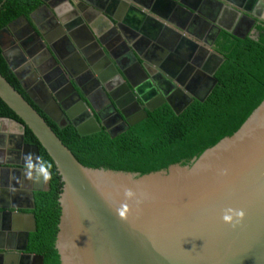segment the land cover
I'll return each mask as SVG.
<instances>
[{"label":"water","instance_id":"obj_1","mask_svg":"<svg viewBox=\"0 0 264 264\" xmlns=\"http://www.w3.org/2000/svg\"><path fill=\"white\" fill-rule=\"evenodd\" d=\"M41 1L60 21L59 36L69 43V56L65 60L59 58L54 44L59 36L51 39L37 33L39 42L57 63L63 65L69 75V84L72 86L73 76L68 63L90 69L94 75L97 73L94 61L89 58L91 49H96L131 96L144 102L155 96L157 103L148 108L150 112L167 103L180 114L174 106L175 97L170 98L161 92L160 76L177 86L187 105L193 98L205 101L217 83L214 76L224 62V58L213 50L220 31H228L239 38L250 35V29L241 35L205 14L206 5H210V9L215 3L223 8L226 6L219 0H197L193 7L181 1L180 6L188 18L195 16L207 23L202 31L207 37L200 38L202 45L186 35L190 34L189 31L180 28L169 38L168 49H161L153 43L155 35H164L166 28L152 13L160 15L155 11H141L142 6L136 9L125 0H109L108 3L102 0V6L94 0H79L80 4L63 0L68 9V13H64L60 0ZM130 1L142 4L140 0ZM225 1L230 5L229 0ZM243 1L246 0L230 7L227 5V8L253 27L256 21L250 16V9L238 8ZM250 1L258 3V0ZM171 2L178 4L177 0ZM133 10L140 13L137 17H145L144 22L128 15ZM91 11L97 12L98 17H91ZM20 18L34 31L24 16ZM15 22L1 31L11 33ZM125 22L133 33L131 38L124 36L122 24ZM109 25L117 32L118 42L122 43L123 49L118 56L113 53L116 44L111 42L108 46L106 43L110 36L100 34L101 27ZM96 26L100 28L99 32ZM80 28L87 31L89 40H77L78 34L84 39ZM158 43L163 42L159 39ZM0 47L5 52L1 41ZM202 52L206 57H202V64L196 65L194 58ZM152 53L156 63L149 59ZM3 54L22 89L36 107L51 118L31 95L32 84L23 82L18 68ZM143 63L149 64L156 72L145 68ZM208 65L213 67L208 70ZM196 67L206 73L202 70L195 73ZM126 68L138 71L142 78L136 80L135 76L124 72ZM31 70L35 80L47 83L43 71L35 66ZM98 83L107 90L102 78H98ZM189 84L203 87L204 93L196 95L188 88ZM46 86L54 101H58L54 90ZM0 99L20 118L21 122H16L24 131L23 145L32 150L37 161L34 174L42 176L37 189H25L22 184L12 182L6 188H0V194L13 201L12 205L5 207L9 212L0 217L3 224L0 239L6 240L9 235L19 243L15 252L0 253V264H43L42 256L28 252V243L30 234L37 230L35 192L44 190L43 180L45 182L47 172L42 169L39 147L25 142L26 129L33 133L53 160L63 182L55 243L60 264H264V100L232 136L225 137L194 158L191 165L174 164L167 170L139 175L83 166L37 108L1 73ZM64 113L81 136L100 131L94 119L83 124L84 119L75 118L73 112L67 110ZM146 117L147 113L143 112L138 121H129V124L134 126ZM27 171L30 172L26 169L23 174ZM20 201H25L24 207ZM21 209L27 212H20Z\"/></svg>","mask_w":264,"mask_h":264},{"label":"trees","instance_id":"obj_2","mask_svg":"<svg viewBox=\"0 0 264 264\" xmlns=\"http://www.w3.org/2000/svg\"><path fill=\"white\" fill-rule=\"evenodd\" d=\"M40 4V0H0V31L20 16L29 18ZM258 30V39L220 31L214 49L224 62L215 74L217 83L205 101L194 100L180 114L166 105L115 138L104 131L81 136L72 125L59 128L44 118L87 168L145 175L174 164L191 165L194 158L232 136L264 100V25ZM0 73L22 93L1 47ZM0 116L21 122L1 99ZM25 141L39 147L42 169L47 172L44 190L35 192L37 230L30 234L28 252L42 256L43 264H60L55 243L63 182L53 160L29 129Z\"/></svg>","mask_w":264,"mask_h":264},{"label":"flooded vegetation","instance_id":"obj_3","mask_svg":"<svg viewBox=\"0 0 264 264\" xmlns=\"http://www.w3.org/2000/svg\"><path fill=\"white\" fill-rule=\"evenodd\" d=\"M59 2L61 5L63 4L62 6L60 5L62 11H65L64 13H68L66 12L68 9L65 1L60 0ZM94 2L98 4V6H101L102 4V0H94ZM189 6H195V2L194 4L191 3ZM90 16L98 17V13L91 11ZM20 17L13 21L16 22L12 26L13 29L11 30V33L7 31H0V41L3 48L5 49V52L3 53H5L7 59L12 63V65L18 68L19 76L23 78V82L25 84H32L31 95L34 97V100L37 103L45 108V110L50 114L51 118L46 116L43 111L36 107L34 102L22 89L20 81L14 75L22 91V93H20L31 104H33L35 108H37L43 117L48 118L59 128L72 125L71 119L64 113V111L68 110L75 114V118H83V124L90 123V121L94 119L100 127L99 132L104 131L110 135V137L115 138L122 133L127 132L131 127H134L145 121L148 118L149 113H152L161 107L167 105L174 111V109L167 103L159 106L152 112L148 111L150 106L152 107L157 103V101L154 100L155 96L153 95L145 102L139 98H136L135 96H131L129 91L126 90L123 82H121L119 79V76H117L112 68H110L109 65L105 63V59L102 58V56H99L98 50L96 49H91L92 54L89 57L96 65L95 69L97 73H95V75L90 69L77 67L74 63L73 66L72 63L70 66L68 63L67 66L69 67V72L74 78H72L71 81L74 85L72 84L71 86L69 84V75L65 72L66 70L63 69V65L61 66L55 61L54 58H52L50 54H48V52L39 42V38L37 36V33H41L47 37H51L52 39V37L60 35L61 23L58 18L54 17L51 8L41 1L39 7L30 15L29 18L24 16L34 28V31ZM33 20H35V25ZM125 24L126 22L122 24L125 30L124 36L131 38L133 33L128 30V27ZM250 25L251 23L246 22L241 18L240 26L236 29V31L242 35L249 29ZM95 28L98 29L99 32L100 28L97 26ZM101 31V36H105L106 33L110 36L109 40L106 41L108 46H111V42L116 44L115 52L113 50L112 51L115 56H118V53L122 52L123 47L122 43L118 42L117 40L119 38L117 36V32L113 31V28L110 25L107 26V28L101 27ZM80 32L84 39H82L78 34V36H76L78 41L89 40V35L86 30L80 28ZM63 38V36H59L55 39L56 42H54L58 56L61 60H65L66 57L69 56L68 49H70L69 43L66 40L64 41ZM157 45L161 47V49L169 48V43H167V45L163 43ZM147 47L149 48L150 46ZM26 54L31 58L27 57ZM72 56L73 54L70 55V57ZM199 56L198 58H194L195 61L193 62H195L196 65L202 64V57H206L205 53L203 52L202 55L200 54ZM152 57L153 53L149 59L156 63V59ZM143 65L145 68L148 67V70L156 72V70L151 69L152 67L149 64L143 63ZM211 65H208L206 69H211L213 67ZM33 66H35L38 70L43 71L47 83H43L40 80H35L33 71L31 70ZM185 68L186 67H184L183 70H185ZM199 70H202V68L196 67V71H194L196 73ZM132 71L133 70L129 68L124 70V72H126L128 75L135 76L136 80H140L142 78V74H140L138 71ZM203 72L206 73V71ZM99 77L102 78L103 82L106 83L107 90H103L101 88V85L98 83ZM159 81L161 92L170 98L175 97L173 102L176 110L179 113H182L189 105L193 103L194 100H196L193 98V100L187 105V100H185L183 96L179 94L176 85L171 84L162 76L159 77ZM46 84L48 87L54 90L58 99V101H56L57 103L54 101L53 94H51V92H49V90L46 88ZM188 88L192 89L198 96H201L204 93L203 87H195L194 85L189 84ZM143 112L147 113V117L134 126H131L129 121H138L143 116Z\"/></svg>","mask_w":264,"mask_h":264},{"label":"crops","instance_id":"obj_4","mask_svg":"<svg viewBox=\"0 0 264 264\" xmlns=\"http://www.w3.org/2000/svg\"><path fill=\"white\" fill-rule=\"evenodd\" d=\"M74 1L77 4H80L79 0ZM125 1L131 3L132 6L136 9H140V7L142 6L143 8L141 11H155V13H158L160 15L158 16L152 13L153 17L157 18L166 25V28L164 29V35L161 36V33L155 35L156 41H153V43L155 44H159V39L161 40V42L167 44L169 38L176 31H179L180 28L189 31L190 34L186 33V35L193 41L199 42V44H203V40H200V38L205 39L207 37L206 35L202 34L203 28L207 23L204 20L196 18L195 16L188 18L185 10L180 6V4L182 3L181 1L188 5H190L191 3L194 4L195 2L196 5V0H177V5L173 4L171 2L172 0H140L142 2V4L140 5L135 3L133 4L130 0ZM229 1L231 2L230 5L225 0H219V2H222L224 5H226L224 8L221 6H217L218 4L215 3L213 8L211 9L209 8L210 5H206L205 10L203 11L214 20L222 23V25L227 29L233 31L240 26L242 16L235 15L232 11L228 10L229 8H227V5H229V7L231 5L233 6V4L235 3H240V0ZM146 5H148V7ZM239 6L240 7L238 8L240 10L247 11V9H250L249 11L252 12L250 16L256 21V24L253 27H249V37L258 39L260 35L258 27L264 25V0H258V3L246 0L243 1ZM134 11L135 10H133V13H131L132 11L129 12L130 14L128 15L135 17L139 16L140 13ZM137 18L141 20V22H144L145 20V17ZM33 23L34 25L36 24L35 20H33ZM23 133L24 131L22 127L16 121L0 118V188H6L7 185L12 182L17 185L22 184V188L25 189H37L40 186V183H42V176H36L34 174V168H36L37 161L34 157V154L32 153V150L26 149L23 145ZM26 169H29L30 171L26 172L28 175L23 174ZM45 185L46 180L45 182L43 180L44 188ZM12 203L13 201L11 200V198L7 200L2 194H0V217L3 215V213L9 212L8 207H5L12 205ZM19 204L24 207L26 203L25 201H20ZM19 211L27 212L24 209H21ZM14 212L17 213L16 210ZM0 227H3V224H1V222ZM18 245L19 243L17 240H14L13 238H10L9 235H7L6 240L0 239V253L11 251L15 252V249H17Z\"/></svg>","mask_w":264,"mask_h":264}]
</instances>
